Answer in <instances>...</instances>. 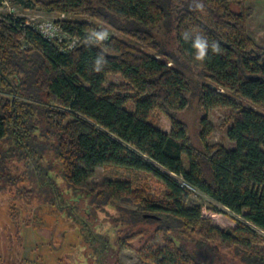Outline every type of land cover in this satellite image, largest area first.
I'll return each instance as SVG.
<instances>
[{"label": "trees", "instance_id": "1", "mask_svg": "<svg viewBox=\"0 0 264 264\" xmlns=\"http://www.w3.org/2000/svg\"><path fill=\"white\" fill-rule=\"evenodd\" d=\"M33 1L48 12L93 17L153 51L139 50L117 37L90 43L89 32L101 29L88 19L55 21L69 37L77 38L69 47L66 40L42 37L23 18L0 15V140L13 142V152L39 181L54 173L47 190L52 198L56 193L72 202L80 234L90 225L89 208L95 203H88V209L81 206V197L92 194L84 183L95 167L114 165L149 173L165 187L160 201L145 197L127 179L108 180L93 189L92 195L103 198L101 204L110 199L134 201L137 208L127 211L128 222L151 219L165 225L171 219L179 226L211 230L222 241L239 244L248 264H264V239L251 230L254 226L264 231V114L236 100L264 106V44L249 36L251 9L244 5L262 0ZM200 3L203 11L197 8ZM236 4L239 11L232 8ZM161 27L174 31L179 56L208 80L197 87L201 107L230 109L226 137L233 147L206 141L211 126L204 115L202 149L197 150L186 125L174 116L188 104L193 90L177 60L155 40ZM185 30L206 36L210 45L218 44L219 52L209 49L202 63L196 61L191 41L181 36ZM98 57L106 62L101 71L94 70ZM108 74H119L124 83L105 86ZM128 101L133 111L124 107ZM153 109L169 118L168 132L149 122ZM190 187L222 208L189 201ZM226 211L246 223L228 229L213 224ZM88 231L83 241L93 245L96 263L105 264L101 257L111 244L100 240L97 246L100 236ZM163 249L167 258L162 261L187 264V259H176L174 247Z\"/></svg>", "mask_w": 264, "mask_h": 264}, {"label": "rangeland", "instance_id": "2", "mask_svg": "<svg viewBox=\"0 0 264 264\" xmlns=\"http://www.w3.org/2000/svg\"><path fill=\"white\" fill-rule=\"evenodd\" d=\"M244 5L251 9L247 21L249 36L255 43L264 44V0L246 2ZM232 8L239 11L240 5H233ZM6 14L23 18L25 24L33 30L40 20L88 19L94 27L107 30L109 37H117L139 50L153 52L149 47L140 45L135 37L124 34L93 17L79 12H48L40 5H36L33 0H3L0 3V15ZM154 38L165 53L177 60V66L191 83L193 93L188 104L177 110L174 116L186 125L192 145L197 150L202 149L199 138L200 120L207 115L211 131L206 141L209 144H221L227 149L233 147L234 144L226 137L230 109L213 107L205 110L201 107L197 87L208 80L179 56L174 31L161 27L156 31ZM19 39L22 44L25 43L24 38ZM156 57L163 58L160 55ZM166 60L169 65H173L169 58ZM123 83L124 79L119 74H108L104 84L108 86ZM236 100L264 114V106L245 99ZM124 107L133 111V104L130 101L125 103ZM148 120L166 132L170 130L169 118L159 109H153L148 115ZM13 146L10 139L0 140V264H97V254L93 253V245L89 246L83 241L86 239L85 236L90 235L89 229L92 235L100 236L96 237L94 244L98 246L100 240L111 244L107 247L106 254L101 257L105 264H169L162 261L163 258H167L163 249L166 247H174L177 250L176 259L180 257L184 261L187 259V264H248L245 259L247 253L239 244L222 241L211 230L198 226L194 228L191 224L179 226L171 219L165 222V225L151 219L130 223L127 221V211L137 208L134 201L110 199L107 203L101 204L103 198L92 195L96 190L93 189L115 179L130 180L133 188L141 191L147 198L160 201L165 197L164 185L151 174L114 165L95 167L92 175L84 183L92 194L87 191L88 194L81 197V206L88 209V203L92 201L95 203L89 208L90 225L81 235L79 218L72 210V202L57 198L56 193L52 198V193L47 190L50 188L48 179L50 182L54 173L50 172L49 178L39 181L35 174L32 175L24 160L19 159L22 158L21 155L13 152ZM182 158L186 164V158L184 156ZM44 164L47 165V161H44ZM57 181L60 182L59 179ZM189 191L187 195L189 201L221 207L202 192L191 187ZM67 196L75 197L72 193H68ZM68 209L73 213L71 216L67 215ZM226 212L219 215L213 224L228 229L234 223H246L241 216ZM251 230L264 239V231L254 226H251Z\"/></svg>", "mask_w": 264, "mask_h": 264}, {"label": "clouds", "instance_id": "3", "mask_svg": "<svg viewBox=\"0 0 264 264\" xmlns=\"http://www.w3.org/2000/svg\"><path fill=\"white\" fill-rule=\"evenodd\" d=\"M197 8L203 11L204 10L203 3L198 4ZM108 36L109 33L107 32V30L104 29H101L99 31L93 30L90 33L88 39L90 43H100L107 40ZM181 36L185 41H191V47L195 50L194 59L198 62L202 63L208 57L209 49H211L213 53L219 52L218 44L212 43L210 45L207 37L200 34L198 31L185 30L181 33ZM105 63L106 62L103 60L102 57H98L94 61V70L101 71Z\"/></svg>", "mask_w": 264, "mask_h": 264}, {"label": "built area", "instance_id": "4", "mask_svg": "<svg viewBox=\"0 0 264 264\" xmlns=\"http://www.w3.org/2000/svg\"><path fill=\"white\" fill-rule=\"evenodd\" d=\"M35 29L46 39L57 38L59 41L66 40L69 47L77 41V38L69 37L53 20H40L35 25ZM92 31L89 32L88 37Z\"/></svg>", "mask_w": 264, "mask_h": 264}, {"label": "water", "instance_id": "5", "mask_svg": "<svg viewBox=\"0 0 264 264\" xmlns=\"http://www.w3.org/2000/svg\"><path fill=\"white\" fill-rule=\"evenodd\" d=\"M148 216L155 217V215H152V214H148Z\"/></svg>", "mask_w": 264, "mask_h": 264}]
</instances>
